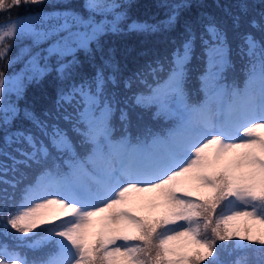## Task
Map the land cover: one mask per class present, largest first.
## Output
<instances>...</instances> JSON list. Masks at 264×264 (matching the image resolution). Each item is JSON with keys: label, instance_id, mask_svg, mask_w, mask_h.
I'll return each mask as SVG.
<instances>
[{"label": "snow or ice", "instance_id": "6c2138e0", "mask_svg": "<svg viewBox=\"0 0 264 264\" xmlns=\"http://www.w3.org/2000/svg\"><path fill=\"white\" fill-rule=\"evenodd\" d=\"M43 3L0 0V13ZM184 6H173L165 28L175 25ZM119 7L105 0H85L87 18L65 11L0 25V61L6 65L12 62L9 41L26 36L35 46L48 44L44 55L31 56L22 73L9 77L0 71V128H8L17 118L20 110L12 97L22 96L27 81L42 79L53 70L60 79H70L78 51L91 52L94 44L102 51L100 38L120 31L126 18L116 11ZM239 8L244 13L247 5L241 2ZM240 18L232 15L234 27ZM252 26L258 27L255 21ZM159 27L128 25L136 31ZM186 31L181 47L172 54L167 80L149 95L136 97L138 105H154L158 115L176 120L165 137L154 136L150 144H132L127 136L113 138L115 108L107 84L116 81L102 68L91 81L62 90L57 101L76 106L75 130L91 146L83 158L63 129L53 125L49 132L46 123L35 121L53 148L69 154L68 171L57 167L43 172L14 207L5 189L0 196V229L3 233L14 229L13 239L27 242L30 249L52 243L56 251L29 259L0 241V264H221L218 249L225 246L264 254V43L251 33L241 37L240 54L248 58V65L239 88L222 83L231 51L225 28L208 18L201 33L192 25ZM197 40L207 69L201 77L204 99L192 104L184 91L185 69ZM52 58L55 68L49 63ZM110 63L111 57L105 61ZM25 116L35 120L27 111ZM120 119H128L123 110ZM8 139L20 145L17 152L25 162L49 154L48 146L26 131ZM53 206L68 218L56 215L59 223L45 218ZM241 220L246 223H237ZM228 241L233 243L226 245ZM234 264L248 262L240 257Z\"/></svg>", "mask_w": 264, "mask_h": 264}, {"label": "trees", "instance_id": "16d2710c", "mask_svg": "<svg viewBox=\"0 0 264 264\" xmlns=\"http://www.w3.org/2000/svg\"><path fill=\"white\" fill-rule=\"evenodd\" d=\"M123 1V0H122ZM187 4L189 0H124L122 6L127 5V12L130 16H139L141 18H150L152 23L156 20L162 19V23L166 21L169 16L174 3L180 2ZM191 2V1H190ZM240 0H195L192 7V15L186 8H182L179 11V17L174 26L164 28L152 35V39L141 34L134 35L133 30L108 32L100 38V49H106V54L113 47H118L117 56L111 61L110 64H105L97 56V46H92L91 52H83L76 60L77 64L74 67L72 77L70 79H60L59 76L51 77L53 71L49 73V76L44 81H39L32 84L24 93L20 101V108L22 109L19 116L13 121L8 128L0 129V163L5 164L8 158L4 154L5 145L10 142L8 137L19 131L29 130L31 126H37L36 120L46 123L48 126L53 125L57 121L59 113H63L65 105L57 103L60 92L62 90H68L73 83L79 84L84 80L92 79L98 69H103L105 76L115 79V83L111 81L112 94L123 97L126 96L133 99L137 95V87L142 78V74L148 72L154 63L159 64L162 67L165 58L159 57L164 55V51H169L170 55L181 47L184 42L187 31L186 27L192 25L196 32L199 34L203 31V24L208 22V18L214 19L222 27L225 25L224 21H220L221 14L224 12L225 7L230 5L231 8H235L240 12ZM85 3L84 0H47L40 5H21L18 8H14L10 13H0V25L7 20H13L17 17L23 16L27 13L38 12L44 15L57 13V12H78L84 13ZM251 23L254 21L250 19ZM260 31L264 34V24L260 26ZM197 40L194 47L199 44ZM153 44V45H152ZM27 45V43L18 44L12 51H9L8 57L11 59V64L0 61V67L3 70H16L21 68L28 59L29 55L25 50L17 51ZM154 45H159L155 47ZM26 52V53H25ZM202 54V47L196 51V59L199 60V56ZM159 61H156L158 60ZM143 62V70H138L139 74H136L132 70L134 69L135 61ZM156 61V62H154ZM120 72L124 73L120 76ZM129 85V86H126ZM33 114L34 119H29L25 116V112ZM22 119V120H21ZM12 167L15 169L13 173L15 187L11 184L5 185L0 183V196L4 195L6 189L9 197L8 203L11 206L15 198L20 191L19 183L23 181V177L26 173V167L18 162H12ZM0 179L8 180L6 177L0 175ZM16 245H22L25 242L19 240H13ZM226 245H231L233 242H225ZM246 243V242H244ZM259 246V245H256ZM224 251H220V254L240 253L243 250H235L232 247H222ZM207 264V263H206Z\"/></svg>", "mask_w": 264, "mask_h": 264}, {"label": "rangeland", "instance_id": "374dc122", "mask_svg": "<svg viewBox=\"0 0 264 264\" xmlns=\"http://www.w3.org/2000/svg\"><path fill=\"white\" fill-rule=\"evenodd\" d=\"M62 216V210H60L58 207L53 206L52 209L49 211L48 215L45 217L47 219H54L56 215ZM244 220L238 221L237 223L241 224Z\"/></svg>", "mask_w": 264, "mask_h": 264}]
</instances>
